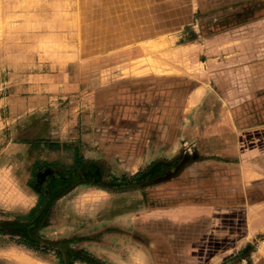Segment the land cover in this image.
Masks as SVG:
<instances>
[{
	"label": "rangeland",
	"instance_id": "374dc122",
	"mask_svg": "<svg viewBox=\"0 0 264 264\" xmlns=\"http://www.w3.org/2000/svg\"><path fill=\"white\" fill-rule=\"evenodd\" d=\"M262 2L0 0V264H107L46 239L55 202L117 207L129 194H149L161 169L135 160L128 107L136 92L153 85L148 95L157 96L170 77L214 87L216 66L217 93L251 99L244 68L264 64ZM220 45L227 56L216 63ZM84 180L113 193H74ZM252 198L232 220L227 239L237 249L221 264L264 251V180Z\"/></svg>",
	"mask_w": 264,
	"mask_h": 264
},
{
	"label": "crops",
	"instance_id": "0c3cea01",
	"mask_svg": "<svg viewBox=\"0 0 264 264\" xmlns=\"http://www.w3.org/2000/svg\"><path fill=\"white\" fill-rule=\"evenodd\" d=\"M262 3L259 9H264ZM223 49L215 50L214 62L227 56ZM244 72L256 89L244 102L234 92L217 93L216 66L214 87L211 81L198 85L189 76L170 77L157 85V96L148 95L153 85L136 92L140 98L128 107L134 114L135 160L144 165L141 169H161L148 185L149 194H129L117 207L103 200L88 208L89 201L82 200L76 210L63 196L43 227L46 239L72 242L107 264L223 263L226 253L237 249L227 239L236 223L232 220L238 210L247 213L256 204L253 185L264 180V64L247 66ZM207 101L212 102L208 109ZM130 117L120 119L127 125ZM72 191L92 197L113 193L103 183L85 180ZM229 264H264V251Z\"/></svg>",
	"mask_w": 264,
	"mask_h": 264
},
{
	"label": "flooded vegetation",
	"instance_id": "af4514ba",
	"mask_svg": "<svg viewBox=\"0 0 264 264\" xmlns=\"http://www.w3.org/2000/svg\"><path fill=\"white\" fill-rule=\"evenodd\" d=\"M44 176H45V177H47V175H46V174H45ZM38 179H41V176H40V175H38ZM62 184H63V183H62ZM65 184H66V183H65ZM41 187H42V188H44V186H43V185H41Z\"/></svg>",
	"mask_w": 264,
	"mask_h": 264
},
{
	"label": "bare ground",
	"instance_id": "6f19581e",
	"mask_svg": "<svg viewBox=\"0 0 264 264\" xmlns=\"http://www.w3.org/2000/svg\"><path fill=\"white\" fill-rule=\"evenodd\" d=\"M30 258V257H29ZM19 262V261H18Z\"/></svg>",
	"mask_w": 264,
	"mask_h": 264
}]
</instances>
